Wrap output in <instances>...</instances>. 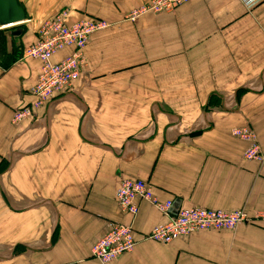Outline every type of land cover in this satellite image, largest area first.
I'll use <instances>...</instances> for the list:
<instances>
[{"label": "crops", "instance_id": "1", "mask_svg": "<svg viewBox=\"0 0 264 264\" xmlns=\"http://www.w3.org/2000/svg\"><path fill=\"white\" fill-rule=\"evenodd\" d=\"M25 19L0 30V264H264V228L142 239L168 216L114 192L147 180L160 201L248 214L264 210V160L245 159L249 126L264 153V0H190L125 19L148 0H16ZM100 17L70 86L30 117L41 62L22 49L45 19ZM65 48L52 56L58 61ZM136 230L131 252L102 263L90 248L109 223Z\"/></svg>", "mask_w": 264, "mask_h": 264}, {"label": "built area", "instance_id": "2", "mask_svg": "<svg viewBox=\"0 0 264 264\" xmlns=\"http://www.w3.org/2000/svg\"><path fill=\"white\" fill-rule=\"evenodd\" d=\"M186 1L188 0H149L146 5L132 11L129 18L135 19L145 11L153 13L172 11L174 7ZM255 1L246 0L245 4L250 5ZM64 18L63 11L43 21L37 29L36 40L23 48L24 57H33L41 62L40 74L31 90L32 107L40 106L52 98L53 93L67 88L72 80L78 77L83 65V48L90 34L106 26V22L100 19H81L76 23L67 24ZM6 26L0 24V29ZM64 48H70V53L60 61H51V56ZM32 107L25 105L16 110L15 122L30 117ZM232 134L249 141L243 151L244 158L259 161L263 159V153L249 127H234ZM138 198L148 201L160 213L168 216L166 222L157 224L148 232L142 233L143 240L167 243L194 231L232 229L250 219L240 209L223 210L199 206L178 208L173 216H169L172 203L168 200L158 201L152 193L150 183L140 178L122 179L115 190V199L119 207L127 213L134 214L137 210L134 201ZM256 217L264 227V210L257 212ZM135 236L136 233L130 224L111 222L107 231L91 245V255L102 263L112 261L133 250L136 244Z\"/></svg>", "mask_w": 264, "mask_h": 264}, {"label": "rangeland", "instance_id": "3", "mask_svg": "<svg viewBox=\"0 0 264 264\" xmlns=\"http://www.w3.org/2000/svg\"><path fill=\"white\" fill-rule=\"evenodd\" d=\"M149 1V0H148ZM148 1H146L145 3H143V4H141V5H139V6H137V7H135V8H133V9H131L127 14H126V16H125V19H127V20H130V21H135L139 16H141L142 14H144V13H146V12H150V11H145V12H142V13H140L135 19H130L129 18V15H130V13L132 12V11H134V10H136V9H139V8H141L142 6H144V5H146V3L148 2ZM190 0H188V1H186V2H183V3H181V4H179V5H177L176 7H174L172 10H174L175 8H177L178 6H180V5H182V4H184V3H187V2H189ZM250 1H254V0H250ZM257 1V0H256ZM245 3V2H244ZM253 4V3H252ZM252 4H250V5H252ZM245 5H247V4H245ZM250 5H247V6H250ZM65 12V18L64 19H66V15H67V10L66 9H63V10H60L58 13H60V12ZM58 13H56V14H58ZM153 13V12H152ZM55 14V15H56ZM54 15V16H55ZM53 16V17H54ZM52 18V17H51ZM48 19V18H47ZM87 19H100V20H104L105 22H106V26L105 27H103V28H101V29H99V30H96V31H94V32H97V31H100V30H103V29H105V28H107L108 26H109V23L105 20V19H103V18H100V17H84V18H82V20H87ZM46 20V19H45ZM44 20V21H45ZM81 19H79V20H77V21H80ZM65 22L67 23V24H73V23H76V21H74V22H67L66 20H65ZM41 24V23H40ZM1 29H4V28H1ZM0 29V30H1ZM38 29V28H37ZM36 32H37V30H36ZM94 32H92L91 34H93ZM90 34V35H91ZM35 40H36V38H35ZM34 40V41H35ZM89 40V39H88ZM33 41V42H34ZM86 45V44H85ZM85 47V46H84ZM24 48V47H23ZM65 49V48H64ZM70 49V48H69ZM84 49V48H83ZM63 50V49H62ZM59 51H61V50H59ZM59 51H57V52H59ZM56 52V53H57ZM22 53H23V49H22ZM56 53H54V54H56ZM70 53V52H69ZM54 54L52 55V56H54ZM68 55V54H67ZM66 55V56H67ZM52 56H51V59H52ZM65 56V57H66ZM24 57V56H23ZM24 58H31V59H35V58H33V57H24ZM64 58V57H63ZM63 58H61V59H63ZM61 59H59L58 61H60ZM52 61V60H51ZM53 62H57V61H53ZM81 69V68H80ZM40 71H41V66H40ZM80 73V72H79ZM40 74V73H39ZM39 76V75H38ZM38 79V78H37ZM75 79H73L72 80V82L74 81ZM71 82V83H72ZM35 83H36V81H35ZM34 83V84H35ZM34 84L32 85V87L34 86ZM71 85V84H70ZM69 85V86H70ZM32 87H31V89H30V95L31 96H33L32 95ZM62 91V90H61ZM61 91H58V92H61ZM58 92H55V93H53V95H52V97L56 94V93H58ZM51 99V98H50ZM50 99H48L47 101H49ZM32 100H33V97H32ZM32 100L28 103V104H26V106L27 105H30L31 107H32V104H31V102H32ZM47 101H45L44 103H42L40 106H42L43 104H45ZM25 106V105H24ZM23 106V107H24ZM37 107H39V106H37ZM37 107H32L33 109H36ZM20 108H22V107H20ZM18 110V109H17ZM14 116H15V112H14V114H13V118H12V121H15V119H14ZM25 119V118H24ZM23 120V119H22ZM240 127H242V126H240ZM247 127H249V126H247ZM250 128V127H249ZM251 129V128H250ZM251 131L254 133V131L251 129ZM231 132H232V130H231ZM233 135V134H232ZM254 135H255V133H254ZM255 138H256V135H255ZM242 139V138H241ZM246 140V139H245ZM248 141V140H247ZM256 142H257V138H256ZM248 143H249V141H248ZM257 144H258V142H257ZM248 145V144H247ZM247 145H246V147H247ZM258 146H259V144H258ZM245 147V148H246ZM259 148H260V146H259ZM260 151H261V149H260ZM261 153H263L262 151H261ZM263 156H264V153H263ZM246 159V158H245ZM251 160H255V161H259V160H256V159H251ZM264 160V157H263V159L261 160V161H259V162H262ZM124 178H136V179H139L138 177H124ZM124 178H122V179H124ZM122 179H120V181L122 180ZM143 180V179H142ZM120 181H119V183H120ZM145 181H147V180H145ZM148 182V181H147ZM119 183H118V185H119ZM149 183V182H148ZM117 185V186H118ZM151 189H152V193H153V188H152V185H151ZM116 190V189H115ZM153 195H154V197L158 200V201H160L156 196H155V194L153 193ZM114 197H115V192H114ZM116 200V199H115ZM137 200V199H136ZM136 200L134 201L135 202V205H136V207H137V204H136ZM142 200H144V199H142ZM144 201H146V200H144ZM168 201H170V200H168ZM146 202H148V201H146ZM171 202V201H170ZM149 203V202H148ZM172 203V202H171ZM149 204H151V203H149ZM153 206V205H152ZM200 207V206H199ZM188 208V207H187ZM220 209H222V208H220ZM223 210H226V209H223ZM240 210H242V209H240ZM137 211H138V208H137V210H136V212L134 213V214H132V213H129V214H131V215H136V213H137ZM242 211H244V210H242ZM175 212V211H174ZM245 212V211H244ZM257 212H259V211H257ZM257 212H254V213H252V214H248V213H246L247 214V216L250 218L249 219V221L248 222H246V223H241V224H239V225H255V226H258V227H262V228H264L263 226H262V224H261V221L256 217V215H257ZM169 216H173V213H171V212H169ZM167 220H165V221H163V222H160V223H164V222H166ZM160 223H157V224H160ZM157 224H155V225H157ZM155 225H153L152 227H154ZM239 225H237V226H239ZM151 227V228H152ZM150 228V229H151ZM236 228V227H235ZM235 228H232V229H229V228H222V229H227V230H233V229H235ZM219 230H221V229H219ZM134 231H135V233H136V230H135V228H134ZM194 232H196V231H194ZM194 232H192V233H194ZM191 234V233H190ZM190 234H187V235H185V236H188V235H190ZM176 239V238H175ZM174 240V239H173ZM172 240V241H173ZM171 242V241H170ZM170 242H167V243H170ZM159 243V242H158ZM164 244H166V243H164Z\"/></svg>", "mask_w": 264, "mask_h": 264}, {"label": "water", "instance_id": "4", "mask_svg": "<svg viewBox=\"0 0 264 264\" xmlns=\"http://www.w3.org/2000/svg\"><path fill=\"white\" fill-rule=\"evenodd\" d=\"M24 19V11L16 0H0V24L10 25Z\"/></svg>", "mask_w": 264, "mask_h": 264}]
</instances>
